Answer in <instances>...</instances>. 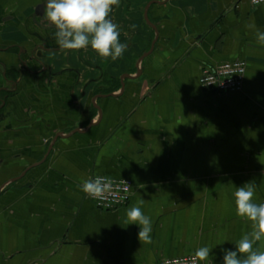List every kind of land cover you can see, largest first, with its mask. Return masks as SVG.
Returning <instances> with one entry per match:
<instances>
[{
	"label": "crops",
	"instance_id": "1",
	"mask_svg": "<svg viewBox=\"0 0 264 264\" xmlns=\"http://www.w3.org/2000/svg\"><path fill=\"white\" fill-rule=\"evenodd\" d=\"M44 7L0 0V264H156L203 246L199 264H223L251 231L237 187L264 202V45L245 27L264 31V4L119 0L115 61L61 50ZM234 59L241 91L200 85L202 67ZM93 175L129 180L130 200L99 209L81 191ZM141 199L151 243L124 224Z\"/></svg>",
	"mask_w": 264,
	"mask_h": 264
},
{
	"label": "clouds",
	"instance_id": "2",
	"mask_svg": "<svg viewBox=\"0 0 264 264\" xmlns=\"http://www.w3.org/2000/svg\"><path fill=\"white\" fill-rule=\"evenodd\" d=\"M114 6H119V0H45L43 21L56 29L54 36L61 50L78 52L90 47L101 58L115 61L127 45L120 41L119 26L109 18ZM245 27L254 31L257 42L264 45V31L254 18ZM110 190L111 180L104 176L84 179L81 185V191L92 199L104 200ZM255 194L256 184L252 181L234 192L236 215L251 222V231L235 243V251L223 250V264H264V250L254 248V244L264 241V202L256 203ZM144 203V199L138 200L127 209L124 224L139 225L138 239L151 243L152 221L142 211ZM211 250L207 246L196 249L193 264L207 261Z\"/></svg>",
	"mask_w": 264,
	"mask_h": 264
},
{
	"label": "built area",
	"instance_id": "3",
	"mask_svg": "<svg viewBox=\"0 0 264 264\" xmlns=\"http://www.w3.org/2000/svg\"><path fill=\"white\" fill-rule=\"evenodd\" d=\"M250 7H257L264 4V0H246ZM246 64L244 60L234 59L221 62L214 66L201 68L200 85L212 91L216 95L239 92L242 90L245 77ZM103 175H93L91 178ZM107 177V176H104ZM110 178V177H108ZM111 180V190L106 194V199L91 200L99 209L113 211L125 205L132 196V183L126 179ZM193 256L179 258L160 259L156 264H193ZM199 264V262H197Z\"/></svg>",
	"mask_w": 264,
	"mask_h": 264
},
{
	"label": "water",
	"instance_id": "4",
	"mask_svg": "<svg viewBox=\"0 0 264 264\" xmlns=\"http://www.w3.org/2000/svg\"><path fill=\"white\" fill-rule=\"evenodd\" d=\"M153 44H154V43H152V44H151V48H150V51H151V50L153 49Z\"/></svg>",
	"mask_w": 264,
	"mask_h": 264
},
{
	"label": "rangeland",
	"instance_id": "5",
	"mask_svg": "<svg viewBox=\"0 0 264 264\" xmlns=\"http://www.w3.org/2000/svg\"><path fill=\"white\" fill-rule=\"evenodd\" d=\"M103 86V85H102Z\"/></svg>",
	"mask_w": 264,
	"mask_h": 264
}]
</instances>
